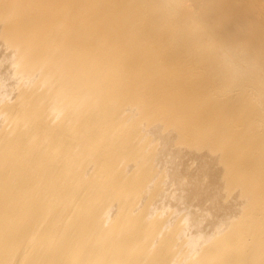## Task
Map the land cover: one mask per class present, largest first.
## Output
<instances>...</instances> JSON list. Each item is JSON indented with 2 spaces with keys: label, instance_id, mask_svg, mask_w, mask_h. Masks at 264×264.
Returning a JSON list of instances; mask_svg holds the SVG:
<instances>
[{
  "label": "bare ground",
  "instance_id": "6f19581e",
  "mask_svg": "<svg viewBox=\"0 0 264 264\" xmlns=\"http://www.w3.org/2000/svg\"><path fill=\"white\" fill-rule=\"evenodd\" d=\"M0 264H264V0H0Z\"/></svg>",
  "mask_w": 264,
  "mask_h": 264
}]
</instances>
